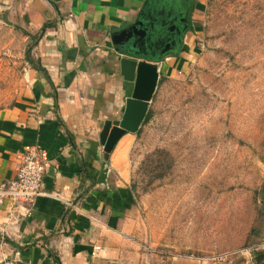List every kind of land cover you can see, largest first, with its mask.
I'll list each match as a JSON object with an SVG mask.
<instances>
[{"label": "crops", "instance_id": "obj_1", "mask_svg": "<svg viewBox=\"0 0 264 264\" xmlns=\"http://www.w3.org/2000/svg\"><path fill=\"white\" fill-rule=\"evenodd\" d=\"M210 3L0 0V22L16 39L9 56L23 72L16 97L0 110V185L17 177L29 149L39 148L46 166L41 189L60 196L38 198L30 216L10 201L0 206V264L207 263L157 248L148 238L131 187L138 132L125 134L110 154L100 137L130 97L114 34L139 16L160 26L185 12L188 29L167 35L176 44L159 64L160 82L197 60ZM151 49L148 54H160ZM257 257L239 264H264Z\"/></svg>", "mask_w": 264, "mask_h": 264}, {"label": "rangeland", "instance_id": "obj_2", "mask_svg": "<svg viewBox=\"0 0 264 264\" xmlns=\"http://www.w3.org/2000/svg\"><path fill=\"white\" fill-rule=\"evenodd\" d=\"M15 40L0 22V110L23 76ZM200 42L158 83L131 187L153 246L239 264L264 238V0H211Z\"/></svg>", "mask_w": 264, "mask_h": 264}, {"label": "water", "instance_id": "obj_3", "mask_svg": "<svg viewBox=\"0 0 264 264\" xmlns=\"http://www.w3.org/2000/svg\"><path fill=\"white\" fill-rule=\"evenodd\" d=\"M187 29L184 12L160 26L144 15L139 16L135 22L114 34L121 73L130 84V97L126 100L122 117L107 121L104 125L100 139L106 153L110 154L125 134L137 133L140 129L159 83V64L165 50L176 44L167 35L172 32L181 34ZM153 46L161 50L159 55L148 54L153 52Z\"/></svg>", "mask_w": 264, "mask_h": 264}, {"label": "built area", "instance_id": "obj_4", "mask_svg": "<svg viewBox=\"0 0 264 264\" xmlns=\"http://www.w3.org/2000/svg\"><path fill=\"white\" fill-rule=\"evenodd\" d=\"M46 174L44 157L39 148L29 149L24 157L23 163L17 172V177L8 183L0 185V206L5 201H10L16 211L20 210L23 214L30 216L36 201L40 197L51 196L60 199L58 193L46 194L42 191L41 185ZM69 208H74L75 204L67 202ZM18 214H22L20 212ZM99 247L95 248V252ZM241 252L249 254L250 258L256 256L259 252H264V238L260 243L253 244Z\"/></svg>", "mask_w": 264, "mask_h": 264}, {"label": "trees", "instance_id": "obj_5", "mask_svg": "<svg viewBox=\"0 0 264 264\" xmlns=\"http://www.w3.org/2000/svg\"><path fill=\"white\" fill-rule=\"evenodd\" d=\"M148 119H149V117L148 116H146V119H145V121H148ZM256 256H258L257 258H258V260L259 259H262V258H264V253H262V254H256Z\"/></svg>", "mask_w": 264, "mask_h": 264}]
</instances>
